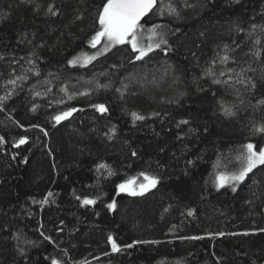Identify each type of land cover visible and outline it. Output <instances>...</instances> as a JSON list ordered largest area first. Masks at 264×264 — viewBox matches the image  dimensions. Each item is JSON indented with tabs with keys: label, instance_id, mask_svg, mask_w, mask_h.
I'll return each instance as SVG.
<instances>
[{
	"label": "trees",
	"instance_id": "trees-1",
	"mask_svg": "<svg viewBox=\"0 0 264 264\" xmlns=\"http://www.w3.org/2000/svg\"><path fill=\"white\" fill-rule=\"evenodd\" d=\"M186 2L192 6L174 0L179 18L153 11L141 20L145 28L166 26L162 31L168 44L162 47L168 48L167 54L157 49L144 61L131 63L130 46L118 45L80 68L66 62L96 51L87 40L98 28L100 0H0V53L6 57L0 61V95L11 87L3 82L12 68L20 74L22 66L29 67L30 53L41 72L39 77L29 74L0 112V136L5 138L0 145V264H51L53 257L62 264H264V232H251L264 228V166L254 169L236 192L229 186L217 189L214 183L218 171L239 167L235 157L242 145L264 146V134L251 131L253 124L264 121V106L252 107L264 97V34L257 33L261 58L246 55L255 39L247 36L251 25L264 23V0ZM50 4L58 15L47 14ZM237 26L244 31L237 32ZM225 44L241 45L230 53L238 63L217 65V71L255 69L245 75L257 87L246 91L236 85L240 97L201 75L218 52L224 54ZM12 58L18 64L10 65ZM45 78L51 83H38ZM153 78L156 82L149 83ZM96 82L109 87L96 89ZM125 84L122 95L116 89ZM34 86L36 91H53L34 97ZM65 86L70 94H91L67 101L59 91ZM62 98L66 103L48 106ZM221 98L228 105H240V99L244 104L235 117H225L217 103ZM33 103L39 106L36 112L30 111ZM93 103H104L108 113L96 112ZM67 107L83 111L53 126L50 116ZM133 111L148 118L134 123ZM180 120L189 123L177 127ZM33 124L48 135L31 128ZM113 126L115 134L108 139ZM22 135L28 142L14 146ZM98 164L108 168L98 169ZM109 169L115 175L109 176ZM140 172L158 176L156 188L142 196L117 192V184ZM49 191L53 196L48 204L33 203ZM85 196L96 203L81 205L76 197ZM113 200L116 207L109 210L106 206ZM218 231L226 235H206ZM245 231L250 234L230 235ZM109 234L120 245L133 240L161 243L112 253ZM17 236L33 243H21ZM189 236L204 239H178ZM18 247L24 248L23 256Z\"/></svg>",
	"mask_w": 264,
	"mask_h": 264
},
{
	"label": "snow or ice",
	"instance_id": "snow-or-ice-1",
	"mask_svg": "<svg viewBox=\"0 0 264 264\" xmlns=\"http://www.w3.org/2000/svg\"><path fill=\"white\" fill-rule=\"evenodd\" d=\"M101 6L97 11V24L98 28L94 29V34L91 35L90 39L87 40V44L91 49H95L96 51L92 54H88L85 52H81L78 55L73 56L70 59H67V65L70 67L86 68L88 65L92 64L93 61L97 60L98 57L105 55L109 51H111L114 47L118 45H129L131 48V63H135L137 61H144L145 58H148L150 53H153L155 50L160 49L167 54L168 48L162 47L163 45H167L168 41L165 39L164 29L166 26L163 24H152L150 27L145 28V25L141 23L142 18L146 17L149 13L155 11L156 15L168 17H177L179 18V8L174 3V0H100ZM184 7H191L186 0H183ZM47 14L52 16L58 15V10H54L53 6L50 4L47 9ZM237 32H243L244 30L239 26L235 29ZM145 32L147 33V42H145ZM257 33L264 34V23L251 25V30L247 33L248 37L255 36L253 40V48L249 49V53L246 55H250L255 59H260L262 56V49L259 47L262 44L261 36L257 35ZM23 42V41H21ZM235 43V42H234ZM98 45H102V47L98 48ZM241 45L236 44L235 48L230 47L229 45H223L224 54L221 55L219 52L214 56L211 62L203 69L201 75L202 77H207L211 80L212 85H218L227 89H232L234 94L237 97H240L239 89L236 88V85H244L245 90L249 91L251 89H255L257 87L256 82L251 78L247 77L245 73L249 70L255 71V69H243L241 68L239 72L236 71L235 68L227 67L217 71V65H228L229 62L236 64L238 61L235 59L233 55L230 53L234 52L237 48H240ZM9 56L12 54L9 53ZM33 53H30L26 64L29 67H23L20 74L16 73V69L12 68L9 73V78L4 80L3 86H11L10 88H6L5 94L0 95V112L4 111L6 107V102L16 94V88L18 85H22L23 82L29 80V74L39 77L41 72L38 68H36L35 61L32 58ZM5 54L0 53V61L5 60ZM20 60H25V57H20ZM10 65L18 64V61L15 58H12L9 61ZM113 67H117V65H113ZM122 67V65H121ZM167 72V69L165 70ZM2 75V74H0ZM101 75H104L101 73ZM48 77L57 78L56 74L49 73ZM131 77V74H130ZM221 77H225L221 79ZM149 83H155V78L152 81H148ZM39 84L48 85L51 83V80L45 78L43 81H38ZM109 87L108 84H100L98 82L95 83L96 89H107ZM128 87L127 84L123 85V88H117L116 91L120 92L123 95L124 89ZM51 87H45L44 91H36L35 86L31 92L34 97H47L50 93H52ZM60 92L64 93L67 97V101L73 100L77 96H89L91 94L90 90H85L83 92L78 93H69L68 88L61 87ZM215 96L216 93H213ZM66 101L62 99H54L49 101V107H52L53 104L60 105L64 104ZM219 106V111L225 117H235L237 115V111L240 105L244 104L243 99H240V105L232 104L228 105L222 98L217 101ZM257 106H264V97L258 99L256 101ZM38 105L33 103L30 111L36 112L38 110ZM90 107L93 108L96 112L101 114H106L109 111V108L104 103H93L90 104ZM77 111H83V109H78L76 107H67L64 110L56 111L54 115L50 116V120L54 122L53 126L61 124L63 121L68 120L73 116ZM151 116H159L160 113H151ZM165 115H167L165 113ZM131 117L133 122L136 121H144L148 117L142 115L138 112H131ZM19 127H24L20 124L19 121H14ZM188 120H180L177 124V127L180 125L188 124ZM31 128H39L41 132L44 133L45 136L48 135L47 131L44 128L40 127L39 124L30 125ZM111 135L108 136V139H112V136L115 134V127L113 126L110 130ZM190 131H194L190 129ZM207 131V129H205ZM253 135L255 134H264V121L259 124H253L251 129ZM178 139L180 137H177ZM28 142V137L26 135H22L18 140L15 141L16 147L24 145ZM5 143V138L0 136V145ZM133 156H136L137 153L135 151L132 152ZM237 161H239V167L235 171L231 172H222L218 171L215 174V187L217 189L224 188L225 186H229L232 192L237 191V186L243 184L246 179L249 177L250 173H253L254 169H257L258 166H264V146H259L254 144L253 142H248L242 145L239 150L238 155L235 157ZM189 164L192 161H188ZM98 169L108 168V165L98 164L96 166ZM108 175H115L111 169L108 170ZM139 176L142 177V180H139L137 177H131L129 179L124 180L123 182L116 185V190L118 193H127L131 196L144 195L150 189L156 188L159 183V177L153 174H149L146 172H140ZM255 195V193H253ZM53 196V193L49 191L42 200L36 201L33 200V203H39L41 207L45 204H48L49 198ZM77 200L80 201L81 205H93L96 203L95 199L89 198L85 196L84 198L76 197ZM109 210H112L116 207V202L113 200L111 203H108L106 206ZM167 211V209H165ZM187 215L189 217L194 215L193 210L189 209L187 211ZM63 223V221H61ZM175 226H173L174 228ZM256 231L264 232V228L252 229L251 232L255 233ZM249 235V231H245L243 233H230V235ZM43 236V233H41ZM208 237H223L226 235L223 231L218 232H208L206 234ZM18 241L25 244H32L33 241L30 240H21L19 236L16 237ZM45 240L51 241V237L45 236ZM178 239L184 240H201L204 239L203 236H189V237H178ZM107 243L111 246L112 253L121 252L124 249L132 248L133 245L137 244H159L161 241L158 240H133L130 244L120 245L117 243L116 239L109 234L107 236ZM19 254L21 256L24 255V248L18 247ZM107 254V253H105ZM51 264H62V262L55 257L51 258ZM77 264H88V261H79Z\"/></svg>",
	"mask_w": 264,
	"mask_h": 264
},
{
	"label": "rangeland",
	"instance_id": "rangeland-1",
	"mask_svg": "<svg viewBox=\"0 0 264 264\" xmlns=\"http://www.w3.org/2000/svg\"><path fill=\"white\" fill-rule=\"evenodd\" d=\"M139 180H142L143 178L142 177H140V176H138L137 177ZM151 190V189H150ZM124 194H127V193H124ZM127 195H129V194H127ZM131 196V195H130Z\"/></svg>",
	"mask_w": 264,
	"mask_h": 264
}]
</instances>
